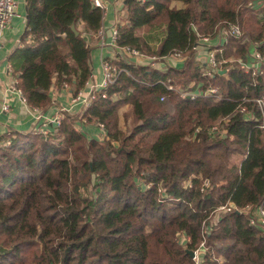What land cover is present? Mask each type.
Listing matches in <instances>:
<instances>
[{
  "label": "trees",
  "instance_id": "16d2710c",
  "mask_svg": "<svg viewBox=\"0 0 264 264\" xmlns=\"http://www.w3.org/2000/svg\"><path fill=\"white\" fill-rule=\"evenodd\" d=\"M25 5L23 46L11 61L28 104L46 114L52 90L68 84L76 96L91 81V43L104 12L91 0ZM124 7L119 48L188 58L163 71L121 58L116 64L128 74L100 91L84 115L104 124V139L76 131L78 119L69 114L52 134L17 133L10 146L0 137V264H195L187 250L204 241L205 264H264V228L250 225L264 206V112L257 103L264 74L245 67L253 44L264 61V0H124ZM232 25L244 35L229 39L217 58L234 62L222 64L225 75L205 76L195 60L197 33L215 37ZM169 79L217 94L182 99L159 83ZM123 106L132 118L128 134L119 124ZM205 178L211 187L203 196ZM228 202L253 211L216 220V208Z\"/></svg>",
  "mask_w": 264,
  "mask_h": 264
},
{
  "label": "built area",
  "instance_id": "2783aa9c",
  "mask_svg": "<svg viewBox=\"0 0 264 264\" xmlns=\"http://www.w3.org/2000/svg\"><path fill=\"white\" fill-rule=\"evenodd\" d=\"M92 4L103 10L105 12L106 6L103 0H91ZM17 15V3L15 0H0V49L3 45V38H4V33L8 29V27L11 24V21L13 18ZM196 31V29H195ZM98 36L99 38L105 40V33L104 30L101 28L98 31ZM117 35L118 31L117 28H115L112 32V39H113V44L117 48L116 40H117ZM199 37V45L195 46L194 51H195V56H196V61L197 62H202L206 66V72L205 76H212L213 74L218 73L220 70H222V64L227 63L226 59L219 61L217 56L218 53L221 54L223 53L222 48L228 43L229 39L231 38H240L243 35V31L238 25H232L227 28H223L219 30L217 35L215 37L212 36H204L200 35L197 33ZM220 39L222 44H220V48H215L214 44L216 45L217 39ZM121 53L123 54L124 58L128 59L130 62H132V59L137 60L136 64L138 65H144L143 63H148L145 64L146 66L155 69V63L156 62H161V60H172L175 62H185L187 60V55L184 52H176L173 55H170L168 57H165L164 59L157 58L155 56L153 57H148L145 54L141 53L140 51L136 49H132L129 47L125 48H119ZM205 53V54H204ZM205 55V56H204ZM250 59L249 63L245 65L246 67V72H252L253 75L256 74H263L262 71V62H263V57L262 54L258 51V46L257 44H253L252 51L250 53ZM204 59H202V58ZM202 59V60H201ZM133 63V62H132ZM102 71H103V81L100 85L98 86H91V92L86 95L84 90L80 91L76 96L72 97L71 103L72 105H81L84 106L85 111L91 106L92 102L97 98V95L100 93L102 90H106L110 85L114 84L119 75L122 73L128 74V71L124 68H121V66H118L112 59L109 58H103L102 59ZM9 72L12 74V68H9ZM162 85L165 86V88L169 92H176L180 95L182 99H191V100H196L200 96H212L217 94L216 89H209L205 92H197V91H189L184 88H179L176 84L173 83L172 79L167 80L166 82H159ZM87 86V85H86ZM64 88L69 89V85L65 84ZM9 90L12 92H16L19 94L21 97V101L25 105H29L27 98L23 94V91L20 88V82L18 79H15L9 86ZM103 98H107V94L102 95ZM165 97L161 98V101H164ZM257 103L259 106L262 108L264 112V102L262 99L257 100ZM8 106L6 105L4 107V110L7 111ZM33 111L36 114V119L39 122L40 120H44L41 126H37L34 130L37 131L38 133H42L44 135L52 134L53 129L60 127L63 119L65 118L63 116V110L55 113L52 117H46L39 109L37 108H32ZM242 113H247V109L243 108L241 110ZM88 120L83 116L82 119H79L78 126L81 128L82 131V126L83 124L87 123ZM97 127L101 131V137H105V126L104 124L98 123ZM218 130V127L215 126L212 129V133H215ZM261 130L263 131L264 135V125L261 126ZM201 130L200 128L196 130V133H199ZM13 137V136H12ZM8 139V138H7ZM104 139V138H103ZM11 139L7 142V145H11ZM7 141V140H6ZM186 186L191 188L192 183L191 181L186 183ZM211 187V181L207 178L202 179V184H201V194L205 196L208 192V190ZM232 211H239L244 212V213H250L253 211L251 206H247L244 208V210H240L235 203L233 202H228L227 204H220L216 210H215V218L218 220L219 216L221 214H226L230 213ZM250 225L251 226H261L264 228V206L261 205L255 210V215L250 219ZM212 228L211 225L206 226V228L203 231V236L208 235L211 232ZM182 242L184 244L190 242V238L188 237H183ZM201 249L194 251V257L192 260L194 261L195 264H205V259H204V253H205V241L201 244L200 246Z\"/></svg>",
  "mask_w": 264,
  "mask_h": 264
},
{
  "label": "crops",
  "instance_id": "0c3cea01",
  "mask_svg": "<svg viewBox=\"0 0 264 264\" xmlns=\"http://www.w3.org/2000/svg\"><path fill=\"white\" fill-rule=\"evenodd\" d=\"M103 1L106 6L102 27L105 33V40L102 41L98 34H96L95 40L91 43V63L93 72L91 81L84 89L86 95L91 92V86H98L103 81V71L101 67L103 58L112 59L114 63L119 62L121 58L124 59V56L119 48L114 46L112 39L113 30L117 28L119 23L123 22L125 17L124 0ZM15 2L17 3V15L13 18L10 26L5 31L3 45L0 49V137L7 136V138L14 136L17 133L31 132L37 126H41L44 122V120H40L38 122L36 119L37 116L32 107L30 105L23 104L19 94L9 90L10 84L15 79H18V75L12 66L13 63L11 61V57L16 50L23 46L21 39L26 28L25 0H15ZM172 7L183 9L185 5L181 2H173ZM220 44H222V42L218 38L216 45L214 44L215 48H219ZM136 61L137 60L132 59L134 64H136ZM170 63L175 65L183 64V62H175L165 59L161 60V62H156L155 69L163 71ZM143 64V66H146L145 64L148 63ZM9 68H12V74L9 72ZM72 97L73 95L70 87L69 89L63 88L62 90L55 88L51 91L52 106L46 114H43L46 117H52L55 113L63 110L62 112L64 117L66 114L74 115L79 122V117L84 116L86 111L84 106L72 105ZM6 105L8 106L7 111L4 110ZM81 126L82 131L88 134V137L93 136L97 138L101 135V131L96 124H90L87 122Z\"/></svg>",
  "mask_w": 264,
  "mask_h": 264
},
{
  "label": "rangeland",
  "instance_id": "374dc122",
  "mask_svg": "<svg viewBox=\"0 0 264 264\" xmlns=\"http://www.w3.org/2000/svg\"><path fill=\"white\" fill-rule=\"evenodd\" d=\"M78 28H79V30H82V26H81V23L79 24V26H78ZM243 35H244V33H243ZM243 35H242V37H243ZM154 44V43H153ZM217 49H218V47H217ZM146 55V54H145ZM221 55H223V53H221ZM146 56H148V57H152V56H149V55H146ZM205 56V55H204ZM225 59V58H224ZM195 60H196V56H195ZM227 61V63L228 62H231V63H233L234 62V59L233 58H229V59H226ZM264 62V61H263ZM200 64H204V63H202V62H200ZM168 67H169V64L166 66V69L165 70H167L168 69ZM205 72H206V70H205ZM263 72H264V70H263ZM264 74V73H263ZM179 88H183V87H181V86H178ZM262 100H263V102H264V98H262ZM129 111H130V107L129 106H123V107H121V109L119 110V124H120V128L122 129V131L125 133V134H128L129 132H130V130L132 129L131 127H132V118H131V116H130V114H129ZM72 117H74V115H71ZM83 116H80L79 117V119H81ZM64 119H66V118H64ZM63 119V120H64ZM75 130L76 131H79V132H81V128L78 126V125H76L75 126ZM15 137L13 136H10L8 139H7V141L5 142V145L6 146H10V145H7V142L9 141V139H11L10 141H11V143H12V140L14 139ZM99 138L100 139H103L104 137H101V136H99ZM120 144H118V143H116V147H118ZM240 160H241V158L240 157H235L234 158V162L236 163V164H239L240 163ZM221 216V215H220ZM219 216V217H220Z\"/></svg>",
  "mask_w": 264,
  "mask_h": 264
},
{
  "label": "water",
  "instance_id": "95a60500",
  "mask_svg": "<svg viewBox=\"0 0 264 264\" xmlns=\"http://www.w3.org/2000/svg\"><path fill=\"white\" fill-rule=\"evenodd\" d=\"M72 30L75 32L76 35H79V31H77V29L75 28V26L72 27ZM226 73H227L226 70H220V71L218 72V74H220V75H225ZM187 254H188L191 258L194 257V252L191 251V250H187Z\"/></svg>",
  "mask_w": 264,
  "mask_h": 264
}]
</instances>
